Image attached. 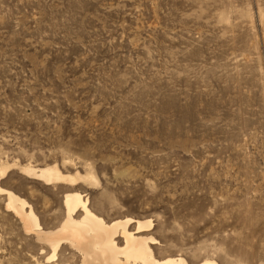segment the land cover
I'll return each instance as SVG.
<instances>
[{
  "label": "rangeland",
  "instance_id": "rangeland-1",
  "mask_svg": "<svg viewBox=\"0 0 264 264\" xmlns=\"http://www.w3.org/2000/svg\"><path fill=\"white\" fill-rule=\"evenodd\" d=\"M1 169L45 230L81 194L158 258L264 264V0H0ZM5 205L0 264H79Z\"/></svg>",
  "mask_w": 264,
  "mask_h": 264
},
{
  "label": "bare ground",
  "instance_id": "bare-ground-1",
  "mask_svg": "<svg viewBox=\"0 0 264 264\" xmlns=\"http://www.w3.org/2000/svg\"><path fill=\"white\" fill-rule=\"evenodd\" d=\"M56 168L28 170L27 173L48 185L75 181V178L62 175ZM3 174L4 170L1 169L0 176ZM0 195L5 197V208L20 220L24 233L33 235L37 242L50 249L47 262L54 261L64 248H69L74 257L77 255L79 264H188L180 256L157 257V248L151 246L157 241L151 236L139 235L151 228L150 220L127 218L106 223L89 209L88 200H83L81 194L65 196V216L54 230L43 229L32 207L15 193L0 187ZM79 213L81 215L77 219ZM131 225H134V231L129 229ZM118 238L122 240V246L118 245ZM196 264L217 263L204 259Z\"/></svg>",
  "mask_w": 264,
  "mask_h": 264
}]
</instances>
